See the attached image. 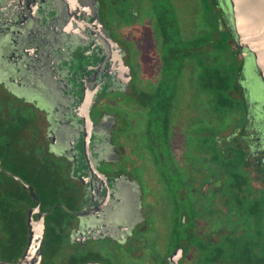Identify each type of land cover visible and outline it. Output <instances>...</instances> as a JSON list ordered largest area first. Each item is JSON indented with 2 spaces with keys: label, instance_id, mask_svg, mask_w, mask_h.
I'll return each mask as SVG.
<instances>
[{
  "label": "flooded vegetation",
  "instance_id": "flooded-vegetation-1",
  "mask_svg": "<svg viewBox=\"0 0 264 264\" xmlns=\"http://www.w3.org/2000/svg\"><path fill=\"white\" fill-rule=\"evenodd\" d=\"M0 264H264L229 0H0Z\"/></svg>",
  "mask_w": 264,
  "mask_h": 264
},
{
  "label": "water",
  "instance_id": "water-1",
  "mask_svg": "<svg viewBox=\"0 0 264 264\" xmlns=\"http://www.w3.org/2000/svg\"><path fill=\"white\" fill-rule=\"evenodd\" d=\"M239 42L253 54L264 82V0H229Z\"/></svg>",
  "mask_w": 264,
  "mask_h": 264
}]
</instances>
